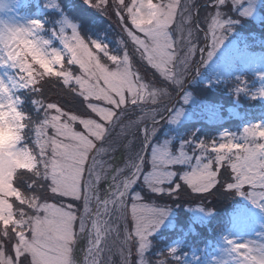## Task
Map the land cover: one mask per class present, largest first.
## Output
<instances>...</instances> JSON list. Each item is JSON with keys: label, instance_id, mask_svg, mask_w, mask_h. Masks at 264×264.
Wrapping results in <instances>:
<instances>
[{"label": "snow or ice", "instance_id": "snow-or-ice-1", "mask_svg": "<svg viewBox=\"0 0 264 264\" xmlns=\"http://www.w3.org/2000/svg\"><path fill=\"white\" fill-rule=\"evenodd\" d=\"M85 3L100 8L109 0ZM226 3L209 0L213 11L201 28L193 22L194 0H114L113 15L127 37L118 41L119 53L86 40L75 24H67L71 35L60 28V51L37 36L44 27L39 19L23 26L0 22V67L18 70L0 75V129L11 134L0 149V171L13 177L0 188V264H179L177 247L153 253L152 236L164 226L168 209L139 196L129 208L127 194L141 179L157 197L195 194L202 205L223 194L242 197L264 212V122L245 127L239 137L225 133L219 143L186 140L175 153L167 142L150 155L144 147L157 130L158 116L170 123L182 116L169 115L163 103L171 100L169 89L183 86L197 54L200 63L210 61L239 23L222 16ZM252 15V8L240 13ZM201 32L210 47L200 46ZM136 55L162 79L151 81L134 70ZM65 62L78 66L79 74ZM53 78L79 98L83 111L43 99L44 83ZM238 79L236 92H246L247 82ZM21 90L41 97L31 101L35 119L20 107ZM257 96L264 98V88L252 98ZM184 99L187 103L188 96ZM25 135L33 137L31 143L18 147ZM121 149L125 162L113 168L112 154ZM20 156L31 160L30 168L13 166ZM17 173L23 179L17 181ZM109 179L111 192L101 194L99 186ZM82 235L87 243L77 260L75 245ZM222 240L226 258L216 264H264V240L228 235Z\"/></svg>", "mask_w": 264, "mask_h": 264}, {"label": "trees", "instance_id": "trees-1", "mask_svg": "<svg viewBox=\"0 0 264 264\" xmlns=\"http://www.w3.org/2000/svg\"><path fill=\"white\" fill-rule=\"evenodd\" d=\"M113 3L114 0H109L107 9L104 12H100L99 8L87 6L85 0H39L37 4L30 1L29 8L33 12L38 11L40 7L46 10L42 14L43 30L46 35L58 34L64 21L67 20L77 25L79 33L86 40H102L108 45L111 51L119 53L121 49L118 41L120 39L127 40V37L123 31V26L118 23L117 17L113 15ZM194 4L196 7L193 11V22L200 24L201 28H203L204 18L213 9L209 7V0H194ZM233 6V3L228 1L223 6L221 13L227 18L239 20L234 30L235 37L247 41L254 49L264 50V0L261 2L259 9L261 15L260 21L240 16L239 12L235 11ZM197 10L198 15L195 14ZM198 35L201 44H204L203 33L201 32ZM132 47L129 43L130 50ZM196 60L197 64L200 65L199 71L201 74L206 70V67L203 63L199 62V57ZM133 66L134 69L147 74L154 81L162 79L155 73V70L142 62L138 55L134 58ZM65 67L79 74L78 66L67 65L65 62ZM196 72H198L197 69L191 70L189 75L194 80L190 84L189 79H186L185 85L182 87L170 89L171 100H168L169 103L176 99L178 94H180V90H184V94L191 93L198 103L196 109L193 110V117L178 127L176 138L181 137L182 140L194 143L205 141L211 144L225 130L239 131L247 123L258 121V118H264V102L251 99L245 94L235 95L234 88L239 84V79L211 80L210 77V83H205L198 79L199 75L196 76ZM243 78L245 81L251 80L249 77ZM186 85L187 87L185 88ZM17 95H20L23 100V104L20 105L21 109L35 119L36 113L33 111L34 106L31 101L32 99H40L41 97L32 94L30 90H21L17 92ZM43 99L58 102L66 110H84L79 102V98L73 96L55 78L47 80L44 83ZM181 104L182 100H179L172 106V110L174 111ZM229 106H234L235 110L232 111L229 109ZM168 124L169 120L166 117L161 123L156 125L159 128L157 137L155 138L156 140L167 138L173 133V131L168 133L170 131ZM32 138L29 135L26 140L31 143ZM173 143L175 146L179 144L177 140ZM144 147L150 155L151 146L149 145L146 148L144 145ZM188 148L192 151L191 146H188ZM141 183L138 182L136 184L130 194L131 196L135 192H140L142 194V200L152 203L155 206L167 207L175 213L174 225L163 228L152 238L153 253L157 250L165 251L175 242L180 243L177 252V255L180 257L205 246L215 247L220 241L223 231L231 226L233 213L237 209L249 204L242 197L227 198L223 194L210 197L202 205L200 199L195 194L191 197L185 196L180 199H169L167 196L161 198L157 197L153 192H150L144 184V189H142ZM77 205L79 207L80 202ZM197 206L205 208L202 214L205 216L200 217V219H196L191 213V209ZM207 208H213L215 211L210 214ZM179 264H184L182 259Z\"/></svg>", "mask_w": 264, "mask_h": 264}, {"label": "rangeland", "instance_id": "rangeland-1", "mask_svg": "<svg viewBox=\"0 0 264 264\" xmlns=\"http://www.w3.org/2000/svg\"><path fill=\"white\" fill-rule=\"evenodd\" d=\"M33 1L34 4H37L39 0H0V22L3 24H9V25H16V26H23L27 25V22L32 19H39L41 22L42 20V14L46 11L43 8H39L38 11L33 12L29 7V2ZM233 3V8L235 11L239 12V14L245 9V8H252L253 9V15L248 17L255 21H260L261 15H260V5L263 0H240L239 3L236 2V0H228ZM126 2H130V0H126ZM87 4V3H86ZM114 5V3H113ZM87 6H89L87 4ZM108 6V5H107ZM107 6L101 5L99 8L100 12H104L107 9ZM90 7V6H89ZM239 8V10H237ZM196 15H198V11L195 12ZM222 14V13H221ZM223 16V15H222ZM229 18V17H228ZM67 24H73L69 21H64L63 25L61 27L66 28V32L68 35H71V29L67 28ZM77 26V25H76ZM78 28V27H77ZM39 36L43 39H47L51 41L50 47H55L56 49L63 51V45L58 39V34H54L51 36H48L44 33V30L42 29L39 32ZM199 36V35H198ZM200 40V38H199ZM100 42H103L102 40H98ZM106 44L105 42H103ZM201 47H210V41L204 44H201V41H199ZM199 55V54H198ZM196 56L199 57V56ZM206 56V53H205ZM144 62V61H142ZM146 63V62H144ZM206 67V70L200 74V65L197 64L195 67V63L192 65V69H197L198 72H196V76H198V79L205 83H210L211 80H226V79H233L237 80L238 78L242 77H249L251 78L250 81L247 82V91L246 92H236V87L234 88L235 95L239 94H245L247 97H250L253 99V95L256 94L261 88H264V79H262L258 74H264V50L263 49H254L250 46V44L247 41H243V39H239V37H235V31L230 33L224 43V45L217 50L213 58L208 61L206 64H203ZM134 67V66H133ZM136 70V69H134ZM8 72L10 75H14L16 71L18 70H12L11 68H2L0 67V75H3L5 72ZM141 75L145 76L146 79L154 81L150 76L143 72H139ZM158 74V73H157ZM159 75V74H158ZM188 75L184 79L183 85H185L186 79H189V84L194 79H192V76ZM211 77V80L209 79ZM5 79L7 77L5 76ZM244 80V78H243ZM187 85L185 86V88ZM170 91V89H169ZM184 90H180L181 95L179 97V100H182V104L178 105L174 111L172 110V104L173 102H170L165 99L163 103L169 105L170 113L169 115H175L176 112H182V116L176 123H170L168 124L170 131H173L172 134L169 135L167 138H161V139H155L157 137L159 128H157L156 132L151 136L149 144H146V148L150 145L151 149L162 147L166 142L168 144V147L170 151L173 153L178 152L180 146L183 144L185 140H182L181 137H177V129L180 127L181 124L186 122L187 120L191 119L193 117V110L196 109L198 106L196 98L191 94L183 93ZM17 94V93H16ZM185 96H188V101L185 103ZM178 100V101H179ZM255 100H259L261 102H264V98L258 97L255 98ZM229 109L232 111L235 110L234 106H229ZM213 111V110H212ZM168 113L165 112L164 116H167ZM166 118V117H165ZM165 118L161 119V117H157L158 123H161ZM258 121H252L247 123L241 130L239 131H229L225 130L221 134L217 136V143L221 141V138L224 136L225 133L239 137L243 129L247 126H251L258 122H264V118H258ZM169 120V119H168ZM177 140L179 144L177 146L173 145ZM194 143V142H192ZM186 151L192 155L193 152L189 150V148H186ZM151 154V152H150ZM196 154H199L198 152ZM209 155L211 153L209 152ZM125 162V153L123 149L119 150L116 153L112 154L111 163L113 168L116 166H122ZM195 161L193 160V164ZM180 167V166H177ZM185 170H189L187 166H184ZM175 170V168L173 169ZM149 173V169L145 170V174L147 175ZM142 181V183H141ZM140 182L142 184V189H144L143 184L150 192V187L146 184L144 180H138L135 182L132 186V188L129 190V193L127 194V200L129 201V208H131V205L133 202H135V198L137 196L142 197V194L140 192H135L131 196V192ZM99 190L101 194L109 193L112 190V183L111 180L104 181L100 186ZM245 200L247 205L243 206L242 208L237 209L233 213V220L230 227L225 229L223 233L221 234L220 241L215 247L212 246H205L199 249L194 250L190 254L183 255L181 257L184 264H216V261L225 259V254L223 252V249L225 245L223 244L222 237L224 235H228L230 237H236L240 241H247V240H253V241H260L264 240V235H261L264 233V212H261L260 210L256 209L249 201ZM144 203H149L145 200H142ZM79 203V202H77ZM152 204V203H150ZM153 205V204H152ZM155 206V205H153ZM78 207V205H77ZM159 207V206H158ZM167 208V207H166ZM168 209V208H167ZM169 215L166 218L164 226H162L159 230H157L156 233L153 234L152 238L157 235L163 228L165 227H172L174 225V217L175 213L168 209ZM191 213L196 219H200V217L205 216L202 215L203 212L200 211V206L195 207L194 209H191ZM129 226H131V218L129 216ZM87 241L85 237L82 235L80 240L76 242L75 245V251H76V257L78 258V253L80 256V260L83 257V248L85 247ZM180 243L175 242L171 245V247H179ZM198 258V259H196ZM115 260L118 261L119 257H114Z\"/></svg>", "mask_w": 264, "mask_h": 264}, {"label": "clouds", "instance_id": "clouds-1", "mask_svg": "<svg viewBox=\"0 0 264 264\" xmlns=\"http://www.w3.org/2000/svg\"><path fill=\"white\" fill-rule=\"evenodd\" d=\"M37 36L40 37L39 32L37 33ZM40 38H42V37H40ZM45 40H47V39H45ZM10 135L11 134L6 129H0V149H2L6 145V143L8 142V140L10 138ZM22 135H23V133H22ZM26 139H27V136L25 135L24 139L19 142L18 147H21V146L26 147L27 145L24 143V141ZM13 166L15 168H30L31 167V160L26 156H20V157L15 159ZM12 179H13V177H12L11 172L6 173L4 171H0V188L8 187V185L10 184ZM16 179H17V181H19L20 179H23V177L19 173H17Z\"/></svg>", "mask_w": 264, "mask_h": 264}, {"label": "water", "instance_id": "water-1", "mask_svg": "<svg viewBox=\"0 0 264 264\" xmlns=\"http://www.w3.org/2000/svg\"><path fill=\"white\" fill-rule=\"evenodd\" d=\"M196 20H197V16H196ZM180 95H181V93L179 94V96L177 97V99H176V100L173 102V104H174L176 101H178V99H179ZM173 104H172V105H173ZM77 260H80L79 253H78V258H77Z\"/></svg>", "mask_w": 264, "mask_h": 264}]
</instances>
